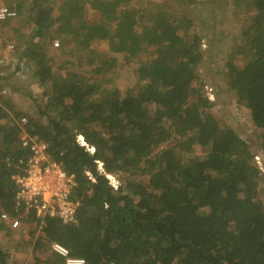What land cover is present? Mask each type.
I'll use <instances>...</instances> for the list:
<instances>
[{
    "label": "trees",
    "instance_id": "16d2710c",
    "mask_svg": "<svg viewBox=\"0 0 264 264\" xmlns=\"http://www.w3.org/2000/svg\"><path fill=\"white\" fill-rule=\"evenodd\" d=\"M46 1L33 0L26 15L35 36L58 22L78 49L108 41L134 65L136 81L122 95L79 73L58 77L41 49L27 50L35 76L50 83L49 110L37 119L10 116L0 100V120L10 119L0 124V217L20 216L12 179L25 174L31 154L22 134L46 143L51 159L75 175L81 202L75 224L48 218L41 225L32 212L22 218L28 235H37L32 264H64L52 242L85 264H264V172L237 132L208 112L211 101L197 85L204 28L161 7L127 9L126 0H61L54 19ZM227 2L251 15L220 75L260 130L264 155V0ZM204 3L215 8L217 1ZM15 10L22 12L21 2ZM97 12L98 21H90ZM98 162L118 187L98 172ZM0 264H12L1 245Z\"/></svg>",
    "mask_w": 264,
    "mask_h": 264
},
{
    "label": "rangeland",
    "instance_id": "374dc122",
    "mask_svg": "<svg viewBox=\"0 0 264 264\" xmlns=\"http://www.w3.org/2000/svg\"><path fill=\"white\" fill-rule=\"evenodd\" d=\"M215 1H217L215 8L205 4L204 0H194L190 3L189 0L179 2L178 0H126L125 4L124 2L122 4L127 9L137 11L155 10L161 7L167 13L176 12L177 15L194 18L198 31L204 28L201 31L203 37L201 49L205 51V55L200 65V78L197 85L211 101L212 105L208 112L223 127H230L237 132L239 137L249 145L263 171L264 155L260 149V130L253 125L248 109L239 103L224 81V75H220L228 55L238 43L244 21L251 13L234 7L227 0ZM20 2L22 12L18 14V17L0 23V100L8 103V106L4 105L7 106L5 109L10 116L18 112L37 119L39 111L48 113L46 99L51 97L50 83L40 81L35 76V62L27 58V50L35 47L38 50L41 49L47 65L51 67L52 74L55 76L79 73L88 81L100 82L101 88H105L108 83L112 84L111 87L119 89L122 95L133 88L136 81L134 65L127 61L125 55L112 50L108 41L91 42L87 49H78L76 43L58 32V22H55L52 28L44 30L42 37L38 38L34 35L37 28L30 27L26 20L33 0H0V4L14 9ZM46 3L54 10L53 16L57 19L56 17L61 14L59 7L62 1L47 0ZM88 7L89 4L84 5V11ZM92 14L89 17L90 21H98L100 14L98 12ZM111 62L114 63L113 69L109 66ZM102 64L105 68L99 72L96 67ZM9 120L3 118L0 124L8 123ZM26 121L28 123L27 119ZM194 149L197 154L200 153L198 147ZM140 180L147 184L149 176H140ZM260 191L259 199L264 207V183ZM2 215H6V218ZM26 216L28 215L20 213V216L11 217L4 212L0 217V223L4 226V230L0 231V245L12 264H32L37 254L33 250L37 235L34 238L29 236L22 222V218Z\"/></svg>",
    "mask_w": 264,
    "mask_h": 264
},
{
    "label": "built area",
    "instance_id": "2783aa9c",
    "mask_svg": "<svg viewBox=\"0 0 264 264\" xmlns=\"http://www.w3.org/2000/svg\"><path fill=\"white\" fill-rule=\"evenodd\" d=\"M17 17L15 9L0 4V22H8ZM26 123V119H21V126ZM22 146L29 148L31 154L26 162L25 174L16 175L12 179L16 186L15 213L28 215L32 212L41 221V225L48 218H56L63 224H75L81 206L80 200L74 196L77 187L75 175L68 174L61 162L51 159L48 145L37 137L23 134ZM84 146L88 152L91 151L86 144ZM98 172L106 175L99 162ZM86 175L94 182L91 172L88 171ZM106 178L110 186H119L114 176L106 175ZM2 216L6 218V215ZM51 249L63 258L64 264H85L83 258L71 257L69 251L58 243L53 242Z\"/></svg>",
    "mask_w": 264,
    "mask_h": 264
}]
</instances>
